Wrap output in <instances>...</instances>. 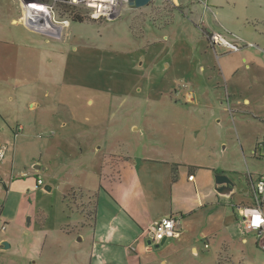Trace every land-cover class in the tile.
I'll return each instance as SVG.
<instances>
[{
	"label": "rangeland",
	"instance_id": "obj_1",
	"mask_svg": "<svg viewBox=\"0 0 264 264\" xmlns=\"http://www.w3.org/2000/svg\"><path fill=\"white\" fill-rule=\"evenodd\" d=\"M201 1L204 4L200 6L199 0H155L142 9L127 8L120 19L111 23H92L84 18L70 20V25L62 26L60 37H55L57 33L54 34L46 25V34L38 32L42 30H32L21 19L16 31L26 38L37 34L41 41L37 49L34 50L36 44L32 42L13 45L15 41H0V48L30 50L28 58L33 68L22 74L32 75L36 80L40 78L38 81L42 83L40 88L16 91L10 89V83L0 73V101L38 99L42 103V109L38 111L40 126L31 137L41 153L35 160L52 163L48 172L41 174L43 184L46 177L70 176L71 171L61 172L56 167L55 150L48 152L42 145L55 139L62 140L63 152L72 154V129L84 132L90 127L103 133L109 129L113 133L133 123L137 124L136 128L151 129L156 127L154 122L160 113L214 111L217 115V151L225 170L232 171H227V177L234 184V194L226 206L237 210L239 206L252 205L248 178L264 175V145L256 150V144L264 141V105L262 99L252 98L255 88L250 91L246 83L249 75L254 77V72L262 69L249 61L250 74L241 68L236 75L239 86L235 96L228 100L223 97L221 102L216 99L214 89H210L208 95L215 103L210 106L197 105L200 95H193L194 103H182L184 93L192 91L191 77L182 76L178 87L172 90L168 88V75L175 66H191L197 73L198 82L208 85L218 78L214 69L227 66L235 70L237 66L245 65L243 59L246 55L264 49V0ZM55 10L61 19L70 12V9L61 7ZM77 11V14L84 12L83 9ZM179 12L183 15L173 20L175 13ZM145 22L154 26L142 27ZM129 25L137 28L134 35L130 34ZM204 26L220 28L221 35L232 39L238 51L223 47L212 49L203 38L206 37L202 33ZM40 63L43 65L41 77L37 67ZM154 64L164 65L168 72L157 74ZM259 75L264 77V72ZM222 89L224 91V86ZM244 97L250 99V106L243 103ZM176 98L180 105L178 109L173 105ZM7 112L10 113L7 123L1 122L13 141L11 128L25 119L13 109H7ZM144 115L147 120H144ZM60 125L64 129H60ZM24 134L27 135L26 131ZM52 143L54 141L49 144ZM22 169L29 170L28 167ZM0 187V264H77L73 250L69 258L60 257L58 244L46 242L43 234L35 233L42 228L47 216L48 227L64 220L54 197L45 199L38 194L35 200L29 194V199L17 193L8 194L1 184ZM87 201L90 202H85L80 208L90 218L93 203L90 199ZM75 209L73 206V211ZM262 210L264 212V201ZM66 212L71 214L70 209ZM3 226L6 231L1 230ZM2 240H6L8 248L3 249ZM211 251H204L201 245L199 258L174 255L171 263L264 264V253L256 245L254 233L246 234L238 228L235 244L225 247L226 256L219 258ZM206 255H210V259L206 260Z\"/></svg>",
	"mask_w": 264,
	"mask_h": 264
},
{
	"label": "crops",
	"instance_id": "obj_2",
	"mask_svg": "<svg viewBox=\"0 0 264 264\" xmlns=\"http://www.w3.org/2000/svg\"><path fill=\"white\" fill-rule=\"evenodd\" d=\"M202 4L203 1L199 0L198 5ZM181 15V12L175 13L173 20ZM21 19L22 8L17 0H0V41H15L13 45L32 42L36 44V50L37 44L41 43L37 34L26 38L16 31ZM145 25L150 24L145 22L141 26ZM63 28L60 27L57 37L62 35ZM128 28L131 35L137 31L131 25ZM219 29L202 27V33L206 35L203 38L209 46L207 36L210 33L222 34ZM216 47L221 46L212 49ZM30 52L19 48H0V73L10 83V89L40 88V78L36 80L32 75L22 74L33 68L29 64ZM249 61L262 71L254 72V77L249 75L247 87L250 91L255 88L252 98L262 99L264 105V77L259 75L264 72V49L246 55L243 59L245 65L237 66L235 70L227 66L214 69L218 78L208 85L198 82L197 73L192 71L191 66H175L168 75V88L175 89L182 76L188 75L192 91L184 93L182 103H194L193 95H200L197 105L210 106L214 100L208 95L210 89H214L216 99L221 102L223 97L228 100L235 96L239 86L236 75L241 68L250 74ZM37 67L41 77L43 65L40 63ZM153 69L157 74L168 72L164 65L154 64ZM32 78L34 80L30 81ZM177 102L176 98L173 104L176 109L180 106ZM243 103L250 106L251 101L244 97ZM7 109H13L25 119L11 128L13 141L5 133L7 131L1 122L8 121L10 113ZM41 109L42 103L38 99L0 101V143L8 146L0 164V184L8 194L17 193L26 197L31 194L35 200L38 194L45 199L54 197L64 220L48 227L47 216L42 228L35 233L43 234L46 242L58 244L60 257L69 258L73 250L77 264H172L174 255L199 258L201 245L204 251L212 249L211 254L219 258L226 256L225 247L235 244L237 228L246 234L252 233L243 225L242 207L230 210L226 206L234 194V186L229 195L217 191L219 186L215 184V177L228 176L227 171H232L225 170L220 161L217 151L219 142L216 144L217 115L214 111L160 113L154 122L156 127L151 129L136 128L134 123L113 133L109 129L103 133L90 127L84 132L72 129V154L63 152L62 140L55 139L52 144H49L50 141L42 145L46 151L55 150L56 167L61 172L71 171L70 176L46 177L44 184L38 186L37 179H41L42 172H48L52 164L35 160L41 153L31 136L40 126L38 111ZM223 111L226 112L225 107ZM124 120L128 121L127 118ZM144 120H147L145 115ZM62 125L60 129H64ZM85 161H88L87 165ZM23 167L29 170L26 172ZM189 176H193L192 181ZM249 192L251 196V189ZM87 199L93 203L90 218L80 208L85 202H90ZM67 209L71 214H67ZM170 215L181 219L179 234L167 239L163 243L165 246L156 251L158 248L147 244L148 230L153 223ZM3 228L1 230L6 231ZM4 242L6 240H2L1 244ZM205 259H210V255H206Z\"/></svg>",
	"mask_w": 264,
	"mask_h": 264
},
{
	"label": "built area",
	"instance_id": "obj_3",
	"mask_svg": "<svg viewBox=\"0 0 264 264\" xmlns=\"http://www.w3.org/2000/svg\"><path fill=\"white\" fill-rule=\"evenodd\" d=\"M22 8L23 19L28 27L32 30H36L32 26L34 18L28 16L27 8L32 6H41L44 8L48 15L37 17V21L40 24L49 23L54 33H57V26H67L69 21L74 20L76 17L84 18L94 22H112L121 18L122 13L127 8H134L129 5L130 0H17ZM155 0H150L149 5L153 4ZM57 7L70 9L69 14L66 13L65 19H61L57 10ZM83 9L82 14H77V10ZM135 9V8H134ZM71 10H75L71 13ZM31 11H34L32 9ZM67 17V18H66ZM56 26V27H53ZM41 33H47L46 31H38ZM49 34V33H48ZM208 42L212 47L221 46L232 52H237L238 48L233 44L232 40L226 39L219 33H210L207 36ZM249 46H251L249 44ZM264 143V141L262 142ZM8 146L0 143V164L4 160L7 153ZM190 181L193 180V176H189ZM37 185L42 186L41 179H37ZM252 205L249 207L240 208V214L242 216V222L245 229L254 233L256 245L264 253V214L262 212V205L264 200V175H260L251 179L250 181ZM181 219L177 215H170L160 219L153 223L148 230L149 240L151 245L160 244L162 241H166L174 236H177L180 231ZM4 229L3 227L1 228Z\"/></svg>",
	"mask_w": 264,
	"mask_h": 264
},
{
	"label": "water",
	"instance_id": "obj_4",
	"mask_svg": "<svg viewBox=\"0 0 264 264\" xmlns=\"http://www.w3.org/2000/svg\"><path fill=\"white\" fill-rule=\"evenodd\" d=\"M149 2L150 0H130L129 5L134 7L135 9H139V8L147 7L149 5ZM215 184L219 186L217 188V191L223 195H229L232 192L234 186L232 181L225 175H217L215 177ZM164 242L165 241H162L160 244L151 245V241L148 240L147 244L157 249L161 247ZM2 246L4 249H6L8 248L9 245L7 242H4L2 243Z\"/></svg>",
	"mask_w": 264,
	"mask_h": 264
},
{
	"label": "bare ground",
	"instance_id": "obj_5",
	"mask_svg": "<svg viewBox=\"0 0 264 264\" xmlns=\"http://www.w3.org/2000/svg\"><path fill=\"white\" fill-rule=\"evenodd\" d=\"M32 9H34V12H36L37 15L34 14L31 11ZM26 12H27L28 16H31V17H33L35 19L34 22H32V26L34 28H36L38 30H42V31H46V29H45L46 27L49 28L48 27L49 23L40 24L39 21H37V19H38L37 17H41L39 15H42V16H45V15L47 16L48 15V12L44 8H42L41 6L36 5V6L28 7ZM44 25H46V27ZM49 29L51 30V28H49ZM54 34H56V33H54Z\"/></svg>",
	"mask_w": 264,
	"mask_h": 264
},
{
	"label": "trees",
	"instance_id": "obj_6",
	"mask_svg": "<svg viewBox=\"0 0 264 264\" xmlns=\"http://www.w3.org/2000/svg\"><path fill=\"white\" fill-rule=\"evenodd\" d=\"M81 18L80 17H76L73 21H79ZM264 145V143L260 142L256 144V150L260 149L262 146ZM252 177H249L248 180L251 181Z\"/></svg>",
	"mask_w": 264,
	"mask_h": 264
},
{
	"label": "flooded vegetation",
	"instance_id": "obj_7",
	"mask_svg": "<svg viewBox=\"0 0 264 264\" xmlns=\"http://www.w3.org/2000/svg\"><path fill=\"white\" fill-rule=\"evenodd\" d=\"M32 12H33L34 14H36V12H34V11H32ZM36 15H37V14H36ZM48 27L51 28V30H52V27H51L49 24H48ZM53 27H56V26H53ZM56 29L59 31L60 27L57 26Z\"/></svg>",
	"mask_w": 264,
	"mask_h": 264
}]
</instances>
